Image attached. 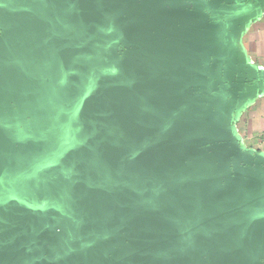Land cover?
I'll return each mask as SVG.
<instances>
[{
  "label": "water",
  "instance_id": "95a60500",
  "mask_svg": "<svg viewBox=\"0 0 264 264\" xmlns=\"http://www.w3.org/2000/svg\"><path fill=\"white\" fill-rule=\"evenodd\" d=\"M183 4L0 0V128L21 171L0 180V264H264V174L209 141Z\"/></svg>",
  "mask_w": 264,
  "mask_h": 264
},
{
  "label": "crops",
  "instance_id": "0c3cea01",
  "mask_svg": "<svg viewBox=\"0 0 264 264\" xmlns=\"http://www.w3.org/2000/svg\"><path fill=\"white\" fill-rule=\"evenodd\" d=\"M182 1L178 48L196 70L188 86L206 93L192 101L209 141L239 173L264 174V0ZM7 137L0 128V180L21 172Z\"/></svg>",
  "mask_w": 264,
  "mask_h": 264
}]
</instances>
